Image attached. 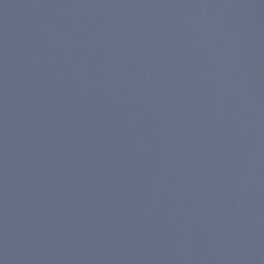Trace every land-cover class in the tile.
<instances>
[{
	"label": "water",
	"instance_id": "1",
	"mask_svg": "<svg viewBox=\"0 0 264 264\" xmlns=\"http://www.w3.org/2000/svg\"><path fill=\"white\" fill-rule=\"evenodd\" d=\"M0 264H264V0H0Z\"/></svg>",
	"mask_w": 264,
	"mask_h": 264
}]
</instances>
